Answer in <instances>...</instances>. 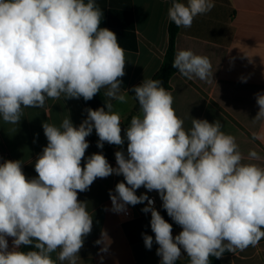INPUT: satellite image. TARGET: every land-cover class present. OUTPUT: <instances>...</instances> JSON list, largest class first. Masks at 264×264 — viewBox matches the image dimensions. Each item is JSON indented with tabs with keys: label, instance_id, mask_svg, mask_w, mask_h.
I'll return each instance as SVG.
<instances>
[{
	"label": "clouds",
	"instance_id": "9594fccd",
	"mask_svg": "<svg viewBox=\"0 0 264 264\" xmlns=\"http://www.w3.org/2000/svg\"><path fill=\"white\" fill-rule=\"evenodd\" d=\"M214 7L215 0H171L167 17L178 28H190L195 17ZM102 19L97 0H0L4 123L19 125L25 108L44 109L48 99L90 101L102 88L109 98L104 107L85 109L79 126L69 115L59 125L42 123L48 143L35 159L37 176L25 175L22 160L0 164V264H78L93 228V213L78 192L111 175L124 177L109 190L111 211L126 212L128 205L147 201L141 211L151 213L154 237L142 233V238L148 250L158 245L159 264H177L182 256L188 264H211L210 257L257 246L264 239V166L244 162L236 138L222 130L220 120L192 118L185 128L172 93L159 79L144 78L130 90L139 111L122 136L121 116L110 101L127 103L120 79L125 49L113 31L100 27ZM172 67L189 80L213 79L209 58L192 50H178ZM255 99L254 123L264 121V92ZM93 130L97 148L119 147L116 167L102 152L85 159L86 137ZM252 138L264 141V124ZM247 159L264 157L250 150ZM141 187L158 193L167 215L181 227L179 234L173 236V225L153 199L136 194ZM7 237L13 238L11 248ZM106 238L102 232L95 241L104 245L100 252H107Z\"/></svg>",
	"mask_w": 264,
	"mask_h": 264
},
{
	"label": "crops",
	"instance_id": "0c3cea01",
	"mask_svg": "<svg viewBox=\"0 0 264 264\" xmlns=\"http://www.w3.org/2000/svg\"><path fill=\"white\" fill-rule=\"evenodd\" d=\"M187 2V0H182ZM105 14L107 27L113 31L118 43L125 49V75L121 88L128 90L127 103L111 100L113 110L124 123L139 111L130 90L144 78H152L160 70L169 46V25L167 9L170 0H97ZM192 50L195 54L207 56L212 65L213 79L210 82L198 78L187 79L180 73L171 78L173 108L176 115L184 120L185 128L191 127V119H207L210 123L220 120L223 131L236 138L246 163L264 166V159L249 161L250 150L264 157V141L252 138L264 121L253 122L258 106L255 94L264 92V0H215V7L208 13L194 18L190 28H179L176 39L178 50ZM246 78L242 82L241 78ZM104 95L107 88L100 90ZM135 114V115H136ZM74 126L87 116L81 99H48L44 109L25 108L19 125L4 123L0 119V156L10 160H22L23 171L29 178L38 174L34 162L47 145L42 128L43 122L59 125L68 116ZM127 128V127H126ZM98 140V136L93 130ZM89 148L85 159L100 152L96 143L86 137ZM109 145L104 144V147ZM82 159V166L85 163ZM116 167L114 159H107ZM122 175L97 178L90 190L78 192V199L87 201L88 211L93 213V228L85 237L79 252L78 264H159L156 255L158 245L151 250L144 246L142 233L153 235L150 227L151 215L141 211L143 204L131 206L133 219L123 222L118 213L111 211L109 190L115 189ZM146 193L155 197L162 215V201L156 191L148 192L144 187L136 191L139 196ZM163 216V215H162ZM181 227L173 224V236ZM107 234V252H100L103 244L95 241L101 233ZM9 248L13 238L7 237ZM24 246H21V250ZM58 251V250H57ZM53 259L56 254L53 253ZM103 257V260H101ZM178 261L187 263L186 256ZM222 264H264V239L257 246L244 251L236 250L221 258ZM67 264V262H64Z\"/></svg>",
	"mask_w": 264,
	"mask_h": 264
},
{
	"label": "trees",
	"instance_id": "16d2710c",
	"mask_svg": "<svg viewBox=\"0 0 264 264\" xmlns=\"http://www.w3.org/2000/svg\"><path fill=\"white\" fill-rule=\"evenodd\" d=\"M100 27H102V28H106L107 27V22H106V18H105V14L104 13H103V19L101 21ZM178 33H179V28L174 23H172L170 21V25H169V46H168L166 54L164 55L163 64H162L160 70L153 77V79L161 80L163 82L162 86L166 90H170L171 89V83H170L171 82V78L176 73H179L177 69H174L172 67V62H173V59H174V55L176 53V39H177ZM130 94L134 98V93H132L130 91ZM80 99H81L85 109L92 108L94 110L97 109V108H100V107H104L105 102L108 101L103 96L101 91L99 93H97L96 96H94V98L91 99L90 101H85L82 97ZM137 105H138V103H137ZM135 114H136L135 112L132 113L127 118V120L124 123H121V126H126L127 127L130 124L131 117L133 115H135ZM89 137L97 145V139H96L94 133H92ZM123 147H124V150H126L127 141H125V144H124ZM99 150H100V152H102L105 155L106 159H109V160L114 159L115 160V155L114 154H115V152L117 150H120V149H119L118 146H115V145H106L105 147H103V149H99ZM7 160H10V158L7 159ZM162 215H163V217H164V219L166 221H168L172 225L174 224V221H172V219L167 215V212H166L165 209H163V207H162ZM22 250L29 251V250H34V249H33L32 246H24ZM228 254H230V252H225V254L223 256H226ZM210 261H211V264H222L221 258L217 259L215 257H210ZM177 264H188V262L187 263H183V262L177 261Z\"/></svg>",
	"mask_w": 264,
	"mask_h": 264
},
{
	"label": "built area",
	"instance_id": "2783aa9c",
	"mask_svg": "<svg viewBox=\"0 0 264 264\" xmlns=\"http://www.w3.org/2000/svg\"><path fill=\"white\" fill-rule=\"evenodd\" d=\"M7 159L8 158L6 156L5 157L0 156V164H2L4 162V160H7ZM150 199L154 200V207L156 208V210L160 211V206L156 202L155 197H150ZM146 204H147V201H146ZM148 214L151 215L150 212ZM118 215H119L120 219L123 222H127V221L132 220L133 219V212H132V209H131L130 205L127 206V211L126 212L118 213Z\"/></svg>",
	"mask_w": 264,
	"mask_h": 264
},
{
	"label": "water",
	"instance_id": "95a60500",
	"mask_svg": "<svg viewBox=\"0 0 264 264\" xmlns=\"http://www.w3.org/2000/svg\"><path fill=\"white\" fill-rule=\"evenodd\" d=\"M138 109H139V106H138ZM121 129H122L121 135L123 136L124 135V130L126 129V126H121Z\"/></svg>",
	"mask_w": 264,
	"mask_h": 264
}]
</instances>
